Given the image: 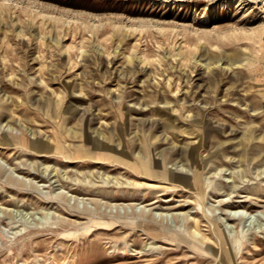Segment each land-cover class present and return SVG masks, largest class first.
Returning a JSON list of instances; mask_svg holds the SVG:
<instances>
[{
    "label": "rangeland",
    "instance_id": "374dc122",
    "mask_svg": "<svg viewBox=\"0 0 264 264\" xmlns=\"http://www.w3.org/2000/svg\"><path fill=\"white\" fill-rule=\"evenodd\" d=\"M0 264H264V0H0Z\"/></svg>",
    "mask_w": 264,
    "mask_h": 264
},
{
    "label": "bare ground",
    "instance_id": "6f19581e",
    "mask_svg": "<svg viewBox=\"0 0 264 264\" xmlns=\"http://www.w3.org/2000/svg\"><path fill=\"white\" fill-rule=\"evenodd\" d=\"M197 150L198 149H196V150H192L191 151V153H192V155L194 154H196L197 153ZM143 166L144 167H146V165L145 164H143ZM141 168H142V165L140 166ZM151 169V168H150ZM152 171V170H151ZM177 179H179V180H181V181H184L185 183H189V182H187V180H186V177H183L182 175L180 176V175H178V178ZM199 182H200V175L198 174V173H195L194 175H193V182H191V183H193V184H199ZM157 199H155V200H153V201H151V203L152 202H154V201H156ZM240 215V214H239ZM87 229V228H86ZM76 230V229H75ZM85 230V229H84ZM73 231V230H72ZM80 231V230H79ZM216 231L218 232V234H220V236H221V245H222V247H223V249H224V254H225V257L227 258V259H229L230 261H232L233 260V257H232V246H231V244L228 242V240H227V237H225L224 236V234L221 232V230H219V229H216ZM71 232V231H70ZM84 232V231H83ZM93 232V231H92ZM77 233H78V231H77ZM81 233V232H80ZM66 234V233H65ZM75 234V233H74ZM79 234V233H78ZM103 243V242H102Z\"/></svg>",
    "mask_w": 264,
    "mask_h": 264
}]
</instances>
